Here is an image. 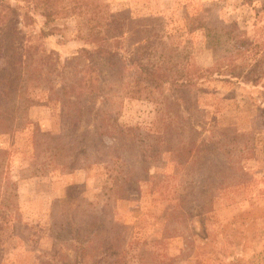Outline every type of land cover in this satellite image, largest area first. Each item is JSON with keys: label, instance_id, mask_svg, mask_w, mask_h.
Here are the masks:
<instances>
[{"label": "rangeland", "instance_id": "374dc122", "mask_svg": "<svg viewBox=\"0 0 264 264\" xmlns=\"http://www.w3.org/2000/svg\"><path fill=\"white\" fill-rule=\"evenodd\" d=\"M36 1L0 0L31 46L22 78L0 57L19 92L0 108V264H264V70L144 87L216 68L206 29L263 41L264 0H102L120 13L116 61L93 51L88 14L46 23ZM81 77V100L60 90Z\"/></svg>", "mask_w": 264, "mask_h": 264}, {"label": "trees", "instance_id": "16d2710c", "mask_svg": "<svg viewBox=\"0 0 264 264\" xmlns=\"http://www.w3.org/2000/svg\"><path fill=\"white\" fill-rule=\"evenodd\" d=\"M34 9L45 18L46 23L70 14H88L90 18V38L94 43H100V46L93 51L102 57H106L110 61H116L113 57L121 56L117 49L119 43L118 32L114 28V25L118 24L117 16L120 13L114 12L109 3L102 0H37ZM12 15L0 12V57L5 55L3 53L9 54L10 59L8 60V64L11 66V70L16 72L18 78H22L29 73L27 72L28 66L22 57H27L31 46H26L18 38V23H13V20L17 16L14 13ZM238 29L237 24L220 29H206L207 45L214 53H216L215 49L223 50V55L216 62V68H202L194 62L188 61L179 76L180 78L177 76L171 78L165 73H159V75L149 73L148 76L153 85H146L144 86L145 89L153 93L165 83H169L170 86L180 83L178 84L180 85V92L185 93L200 78L211 77L213 74L229 75L232 80L236 79L235 81L249 82L251 76L248 73L259 75L264 70V40L262 41L259 38L243 35ZM3 32H6L10 36L8 38L3 37ZM51 34H53L52 30L41 29V37H46ZM113 36H115V40L111 42ZM81 50L84 54L90 52L85 47ZM50 56V52L44 51L40 59L46 62ZM44 67V64L39 66L38 78L48 80V77L43 75ZM252 69L258 74L254 73ZM251 81L253 84L257 82L255 80ZM84 82L85 79L81 77L69 85H64L60 90L64 94L72 93L74 98L81 100V97L85 94L83 90L85 87ZM0 85V108L6 106L4 109H8L14 96H17L18 87L13 88L12 80L7 77L4 79L0 78ZM28 101H30L29 98ZM66 101L75 103L72 97L67 98ZM16 113L17 109L14 110V115L11 119H15ZM0 124L2 127L3 125H7L4 119H0ZM5 130L7 128H0V132H6ZM5 154V150H0V188L11 190L14 187V183L5 176ZM9 196H12V192ZM0 205H3L1 200Z\"/></svg>", "mask_w": 264, "mask_h": 264}]
</instances>
